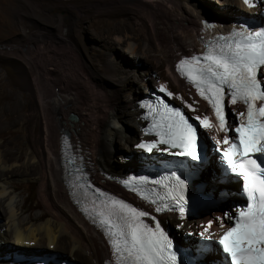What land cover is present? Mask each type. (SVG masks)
Returning <instances> with one entry per match:
<instances>
[{"label": "bare ground", "instance_id": "bare-ground-1", "mask_svg": "<svg viewBox=\"0 0 264 264\" xmlns=\"http://www.w3.org/2000/svg\"><path fill=\"white\" fill-rule=\"evenodd\" d=\"M101 1L104 0H96L100 3ZM124 1L133 3L136 0ZM179 3L180 0H149V7L145 11L150 18L149 25L140 22L135 27L146 42L144 48H150V53L144 50L143 54H139L137 49L135 50L136 46L134 49L128 46L127 50L135 55L140 68L147 62L146 67H142L139 72L144 76L143 88L157 80L167 84L166 78L156 79V73V78L152 76L163 63L167 68V77L174 86V89L170 87L171 96L184 104L189 112L200 113L202 103L173 71L179 54L189 52L183 48L182 37L187 36L195 40L201 34L212 30V27L220 29V26H223V30L228 26L227 21L245 13L246 4L238 0H216L218 5H224L217 11V16L223 17V22H226L216 26L217 19H207L200 7L194 8V14H184L179 12ZM115 8L118 6L113 5L98 13L108 19L125 14ZM154 19L159 20L158 26L155 25L157 22H153ZM120 22L128 28L124 21ZM109 30L119 32L122 27L115 24L109 27ZM34 35L31 40L25 38L24 42L22 41L24 44L20 45L24 48L28 60L27 67H23L20 72L21 82L29 87L34 106L29 104V95L24 90L18 92V86H15L14 90H4L0 85V100H14L11 105L13 117L17 122L27 123L26 127L31 133L37 132L40 145L39 149L30 151L25 161L7 160L0 149V256L14 249L24 250L28 254H39L41 251L38 250L44 249L47 252L60 251L69 260L80 264L81 261L85 264H109L112 254L107 238L85 219L83 214L82 217L76 211L67 195L60 165L61 134L66 131L72 139H77L87 151L85 155L91 162L92 146L99 168L95 178L114 189L111 185L118 177L110 174L118 173L122 177L130 170L134 159L128 158L127 155L137 152L134 145L141 138L138 127L142 123L135 104V100L140 96L137 95L139 80L136 76L129 75L128 88L131 95L128 96L119 84L110 86L106 83V78L95 75L90 66L84 63L80 49L70 38L61 36L62 39L54 34L44 38L42 33ZM124 37L121 39L122 37L115 35L112 38L113 46L128 38L127 35ZM14 45L8 44L6 47L11 49ZM106 49H113L112 45ZM155 50L157 54L153 52ZM103 57L101 70L104 74L109 77L128 74L124 66L110 58V52L106 50ZM140 57L146 62H140ZM31 70L32 76L28 78ZM144 91L145 89L142 90L143 93ZM89 103L93 104V109ZM186 105H190L191 109ZM27 106L31 111L25 114ZM85 110H89V115L84 113ZM112 160H117L118 163L112 164ZM27 178H33L37 182L38 197L44 209L40 214H24L21 198L14 192V185L10 184L14 180ZM208 216L207 213L200 212L196 214V220L202 221ZM160 218L163 225L172 222L179 233H186L192 223V220L180 218L172 212L163 214ZM11 260L12 258L0 259V264H26L24 261Z\"/></svg>", "mask_w": 264, "mask_h": 264}, {"label": "snow or ice", "instance_id": "snow-or-ice-1", "mask_svg": "<svg viewBox=\"0 0 264 264\" xmlns=\"http://www.w3.org/2000/svg\"><path fill=\"white\" fill-rule=\"evenodd\" d=\"M202 60L197 56L182 59L177 69L186 66V78L211 106L218 130L235 132L233 140L226 135L223 141L222 160L233 171L242 170L249 191L247 207L240 210L235 224L220 236L219 245L230 258V264H264V80L259 79L257 71L258 67L264 69V28L247 35L233 30L224 44L206 53ZM225 100L227 104L243 101L246 105V111L239 114L240 125L230 128L227 124ZM167 113L161 123L153 125L155 140L135 147L149 153L153 150L169 153L176 161L162 199L170 210L183 213L188 202L185 180L198 172L203 176L199 136L200 129L209 126V118L193 117L198 120L197 128L180 110L167 109ZM229 143L235 146V151L227 147ZM147 215L120 200L104 205L101 223L110 226V242L114 252L120 254L119 264H177L172 241L159 222L153 221L154 228L143 222ZM213 259L209 250L204 264H211Z\"/></svg>", "mask_w": 264, "mask_h": 264}, {"label": "rangeland", "instance_id": "rangeland-1", "mask_svg": "<svg viewBox=\"0 0 264 264\" xmlns=\"http://www.w3.org/2000/svg\"><path fill=\"white\" fill-rule=\"evenodd\" d=\"M261 1V6L264 7V0ZM179 4V12H184V14L190 12L194 14V8L200 7L202 12H204L203 15L212 14L213 16H217V11L221 9L219 7L220 5L216 3V0H180ZM113 5H117L118 8L115 9L125 14H121V16L117 18L111 17L108 19V17H102L98 13ZM148 5L149 0H136L133 3L124 0H104L101 1V3L96 2V0H0L1 87L4 90H14L15 86H18V92L24 90V92L29 95V104L31 107L34 106L35 102L34 99H31L32 96L29 87L24 86V83L22 84L21 82L20 72H22L23 67H27L28 60H26L24 48H21L20 45L24 44L25 38L31 40V36L33 37L35 33L34 36H38L42 33L43 38L47 35L52 36L53 34L59 37L70 38L80 49L84 63L90 66L93 72L96 73L94 74L106 78V83L110 86H115L116 83L119 84L124 94L128 96L131 95L128 88L129 75L132 74L136 76L139 80L137 95L144 94L142 92L144 89L142 77L144 76L139 72L142 71V67H146L145 64H147V62L140 57V62H146L141 65L140 68L137 59L134 57L135 55L130 53L127 47L130 46L131 49H134L136 46L135 50L137 49L136 51H138L139 54H143L144 50L147 52L150 51V48H144L146 47V42L142 39V35L135 27L138 26L140 22L147 26L149 25L150 18L145 12L146 8L149 7ZM249 11H253V9H249ZM257 12L256 10V14ZM154 20L153 22H157L155 25L158 26L159 20ZM120 21H124V25L128 26V28L124 27ZM115 24H120L122 31L115 32L109 30V27ZM115 35L120 36V38L122 37L121 39L125 38L124 36L127 35L128 38L125 41L115 43L113 46L114 41L112 38H114ZM134 35H137V37ZM193 39L194 38H188L187 36L182 37L184 50L187 51L196 46L197 41L195 43V40L197 39ZM56 40L57 39H55V41ZM8 44L15 45L9 49L6 47ZM109 45H112L113 49H106ZM106 50L110 52V58H112L113 61L116 60L115 62L120 63L126 68L128 74H119L116 77H109L102 72L101 65L103 64V54ZM153 52L155 54L158 53L156 50ZM166 70V66L161 63L159 70H155L156 72H154L157 78H154H166L169 88H173L174 86L167 77ZM29 73L28 78H31L32 70L29 71ZM153 84L154 83L151 84L150 82V86ZM19 100L22 102L21 98H19ZM174 100L178 102L177 99L174 98ZM13 101L12 98L0 100V149L7 160L17 159L19 161H25L31 150L39 149V138L37 132L31 133L30 129L26 127L27 123L19 121L18 123L13 117L11 109ZM89 104L93 109V104ZM29 106H27L24 111L25 114L31 111ZM84 113L89 115V110H85ZM119 126H121V124H119ZM90 150L93 154V167L98 168L96 162L97 155H94L92 146ZM111 162L112 164L118 163L117 160H112ZM28 168L31 167L28 166ZM98 170L95 171L94 177H96ZM104 170L107 171L106 168H104ZM111 174L110 176L113 177H121L118 173ZM12 182L10 184L14 185V192L21 198L23 213H30L31 215L40 214L44 209L38 197V185L36 180L27 178L23 180H14ZM112 184L111 187L116 189L114 181ZM203 214L206 213L203 212ZM201 216L202 214L199 217ZM164 227L174 234L183 233L185 236H187V231L189 230L188 229L186 233H179L172 222L165 224ZM51 251L61 253L60 251ZM81 264L85 263L81 261Z\"/></svg>", "mask_w": 264, "mask_h": 264}, {"label": "water", "instance_id": "water-1", "mask_svg": "<svg viewBox=\"0 0 264 264\" xmlns=\"http://www.w3.org/2000/svg\"><path fill=\"white\" fill-rule=\"evenodd\" d=\"M206 17H207V19H209L210 21H212V20H214L215 19V17L212 15V14H207L206 15ZM214 18V19H213ZM193 183V182H192ZM195 184V182L193 183V185ZM190 194L193 196V195H195L194 194V192L192 191V192H190ZM171 233V232H170ZM172 234V233H171Z\"/></svg>", "mask_w": 264, "mask_h": 264}, {"label": "clouds", "instance_id": "clouds-1", "mask_svg": "<svg viewBox=\"0 0 264 264\" xmlns=\"http://www.w3.org/2000/svg\"><path fill=\"white\" fill-rule=\"evenodd\" d=\"M214 17H215L217 20L219 19V17H218V16H214ZM220 18H221V17H220ZM217 20H216V21H217ZM212 21H213V20H212Z\"/></svg>", "mask_w": 264, "mask_h": 264}]
</instances>
